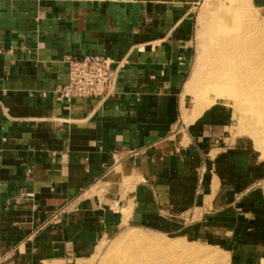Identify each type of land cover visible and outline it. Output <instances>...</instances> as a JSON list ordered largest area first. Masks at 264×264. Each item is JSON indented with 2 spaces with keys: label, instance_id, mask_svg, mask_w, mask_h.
Returning <instances> with one entry per match:
<instances>
[{
  "label": "crops",
  "instance_id": "crops-1",
  "mask_svg": "<svg viewBox=\"0 0 264 264\" xmlns=\"http://www.w3.org/2000/svg\"><path fill=\"white\" fill-rule=\"evenodd\" d=\"M196 1L0 0V264H94L126 227L263 256L264 160L186 91ZM85 55L114 92L67 103Z\"/></svg>",
  "mask_w": 264,
  "mask_h": 264
},
{
  "label": "bare ground",
  "instance_id": "bare-ground-1",
  "mask_svg": "<svg viewBox=\"0 0 264 264\" xmlns=\"http://www.w3.org/2000/svg\"><path fill=\"white\" fill-rule=\"evenodd\" d=\"M238 1L243 4L248 0ZM228 3L225 2L222 12L213 14L211 18L213 22L207 30L206 25L203 26L202 18L198 23L200 30L205 27L204 33H209L207 44L210 46L204 45V55L200 54L197 57L186 82V91L193 94L197 111L210 105L208 91H213L217 97L233 98L244 109L256 110L262 103V100L256 99L257 93L262 91L258 85L262 72L255 70L254 66L257 54L253 52L252 46L253 29L250 28L247 19V22L242 19L245 10L243 11L239 4H235V10L234 5ZM205 61L208 63L204 72L202 67ZM200 79H206L205 86L199 84ZM249 99L251 101L245 103ZM136 229L138 228L128 229L116 238L108 251V254L113 253L110 255L111 261L108 262L107 257L104 264L226 263L224 255L203 248H194L186 244L184 239H164L161 234L146 235ZM182 256H185L184 261L179 260Z\"/></svg>",
  "mask_w": 264,
  "mask_h": 264
},
{
  "label": "rangeland",
  "instance_id": "rangeland-1",
  "mask_svg": "<svg viewBox=\"0 0 264 264\" xmlns=\"http://www.w3.org/2000/svg\"><path fill=\"white\" fill-rule=\"evenodd\" d=\"M229 2L228 5L233 4L234 9L235 4H239L241 6V9L243 8L242 13L244 14L242 16V19L247 22L249 21V24L251 25L250 28L253 29V34L251 38L254 37L253 41V52L257 54V59L254 62V66L256 67L255 70H260L262 72V75L260 74L259 83L258 85L261 86L262 91L257 93V100H262L261 106L259 105L258 109H244L241 105H238L236 101L233 98H224V97H217L213 91H208L207 97L210 104L215 103H223L228 107V109L231 110L233 113V134L239 137H243L245 139H248L254 147L256 148L257 153L260 154V157L264 160V17L261 15L258 9L254 8L250 4V0L246 1L245 3H239L238 0H197L194 4L193 8V14H194V28L196 30V37L192 40V49H193V57L190 64L189 74L194 66V63L196 62L197 57L202 54L204 55V48L205 44L208 45V38L209 33L205 32V27L200 30L199 26V20L202 18L203 26L206 25V30L208 26L213 22L212 16L215 12H222L225 2ZM217 8V9H216ZM247 19V20H246ZM244 21V23H245ZM201 22V21H200ZM256 31V33H255ZM256 34V35H255ZM257 37V38H256ZM260 43V45H259ZM210 46V45H208ZM260 46V47H259ZM262 54V55H261ZM261 59V60H260ZM208 62H203V70L206 71ZM188 74V77H189ZM206 78V75H205ZM204 83V84H203ZM201 86L206 85V79H200ZM192 94V93H191ZM193 96V94H192ZM188 102L193 103V99L190 96L187 99ZM249 103L251 100H247ZM212 102V103H211ZM260 104V103H259ZM261 107V108H260ZM259 110V111H258ZM257 111V112H256ZM258 113V115L256 114ZM257 115L254 117V115ZM254 119V121H253ZM254 124V125H253ZM251 128V129H250ZM128 229H134L133 227H126L121 229L117 234L113 235L112 237H109L107 239L102 240L96 248L95 255H94V264H104V262H107V257H109L108 262L111 261V256L113 253L108 254L110 245L116 240V238L128 231ZM139 232H142L143 234H150V235H158L157 233L146 230V229H136ZM162 235V234H161ZM160 236V235H159ZM165 237V238H164ZM164 239H181L173 235H163ZM186 244L193 246L194 248H203L206 249L212 253H219L221 255L225 256V264H264V252L262 253L263 256L257 260H246V261H237L233 259L232 251L227 247V245L222 244H215V243H208L206 241H196V240H186ZM252 250H248L249 254ZM111 255V256H110ZM115 257V256H114ZM181 261H184L185 256L180 257ZM107 264V263H106Z\"/></svg>",
  "mask_w": 264,
  "mask_h": 264
},
{
  "label": "built area",
  "instance_id": "built-area-1",
  "mask_svg": "<svg viewBox=\"0 0 264 264\" xmlns=\"http://www.w3.org/2000/svg\"><path fill=\"white\" fill-rule=\"evenodd\" d=\"M68 81L56 90L65 102L74 99L103 101L114 92L115 62L102 55L65 56Z\"/></svg>",
  "mask_w": 264,
  "mask_h": 264
}]
</instances>
